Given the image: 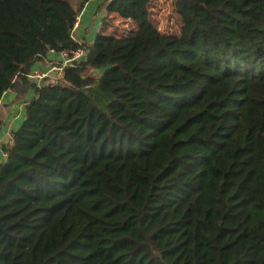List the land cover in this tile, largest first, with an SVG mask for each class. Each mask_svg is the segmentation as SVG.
Segmentation results:
<instances>
[{"label":"trees","instance_id":"1","mask_svg":"<svg viewBox=\"0 0 264 264\" xmlns=\"http://www.w3.org/2000/svg\"><path fill=\"white\" fill-rule=\"evenodd\" d=\"M88 2L0 0V99L24 110L0 264H264V0H174L176 34L151 0L103 1L132 29L86 44L71 33ZM79 47L60 84L25 79Z\"/></svg>","mask_w":264,"mask_h":264},{"label":"crops","instance_id":"2","mask_svg":"<svg viewBox=\"0 0 264 264\" xmlns=\"http://www.w3.org/2000/svg\"><path fill=\"white\" fill-rule=\"evenodd\" d=\"M103 1L108 3L112 0H89L84 6L78 16V28L72 34L73 40L79 43H92L94 25L100 17H106L107 7H100ZM104 12L105 15H103ZM108 18H113V16ZM47 62L52 66L59 62V58L56 55L47 54L41 61L33 63L31 69L37 67L48 69L49 66H45ZM23 119V100L17 99L15 92L6 91L0 99V164L5 159L3 148L10 144L12 133L17 130Z\"/></svg>","mask_w":264,"mask_h":264},{"label":"rangeland","instance_id":"3","mask_svg":"<svg viewBox=\"0 0 264 264\" xmlns=\"http://www.w3.org/2000/svg\"><path fill=\"white\" fill-rule=\"evenodd\" d=\"M173 2L174 0H151L149 5L150 19L156 28L160 29L161 33L176 34L179 31V21L173 11ZM104 7L102 6V8ZM106 12V17H103L104 19L100 17L94 25L92 32L94 34L92 37L99 32L102 24L105 22L107 24L106 27L108 28V32H113L116 36H124L132 29L131 25L127 22L121 20L115 22V19L108 18L109 16H113L114 18V14L109 13V11ZM103 15H105V12ZM55 67H58L57 62L55 63ZM87 75L95 78L99 74L91 71L88 72Z\"/></svg>","mask_w":264,"mask_h":264},{"label":"built area","instance_id":"4","mask_svg":"<svg viewBox=\"0 0 264 264\" xmlns=\"http://www.w3.org/2000/svg\"><path fill=\"white\" fill-rule=\"evenodd\" d=\"M78 20H79V17H77L73 25L71 36L73 32H75L76 29L78 28ZM158 31H160L159 28H158ZM48 54L58 56L59 58V62H57L58 67H55V65L51 66L49 62H47L45 66H49L48 69H42V68L37 67L35 69H31L25 75V79L28 82L35 84L38 87L42 85H46V84H50V85L60 84L63 80L64 68L67 66H75L78 63L84 61L87 55V51L84 48L79 47L70 52L63 51L60 53H54L50 51ZM85 89H87V87H85Z\"/></svg>","mask_w":264,"mask_h":264}]
</instances>
